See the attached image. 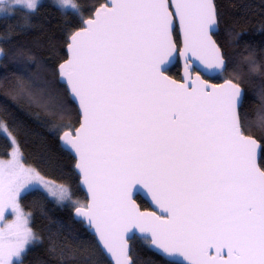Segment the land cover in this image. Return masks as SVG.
I'll return each instance as SVG.
<instances>
[{
    "label": "snow or ice",
    "instance_id": "1",
    "mask_svg": "<svg viewBox=\"0 0 264 264\" xmlns=\"http://www.w3.org/2000/svg\"><path fill=\"white\" fill-rule=\"evenodd\" d=\"M55 4L79 24L67 35V59L58 67L78 107V127H56L87 199L25 167L0 120V134L14 146L11 159L0 160V264H22L29 246L41 243L19 203L33 192L71 210L96 237L106 264H134L129 242L137 240L165 264H264V146L248 134L240 85L211 84L200 75L228 71L213 39L220 24L215 0ZM37 6L38 0H0V14H34ZM177 26L182 49L172 36ZM0 56L8 58L2 48ZM181 59L183 82L167 74ZM246 59L250 71L261 70L253 53ZM17 88L25 93L23 80ZM258 98L264 100V89ZM55 110L62 115L66 107ZM256 119L264 131V110ZM141 195L157 210L141 211ZM6 212L15 219L5 221Z\"/></svg>",
    "mask_w": 264,
    "mask_h": 264
},
{
    "label": "trees",
    "instance_id": "2",
    "mask_svg": "<svg viewBox=\"0 0 264 264\" xmlns=\"http://www.w3.org/2000/svg\"><path fill=\"white\" fill-rule=\"evenodd\" d=\"M76 1L81 7L104 2ZM215 2L220 13L215 38L227 59L228 71L212 80L219 83L231 79L244 88L247 98L242 112L249 117L248 134L264 146V131L257 127L256 119L257 112L264 110V100L258 98L264 89V0ZM78 27L76 18L63 14L50 0L39 4L34 14L21 9L6 19L0 18V48L8 56L0 57V120L6 122L16 138L24 164L48 179L70 186L76 197L84 201L85 192L77 188L79 177L72 175L75 160L61 148V132L56 127L69 122L78 126L80 118L66 86L58 78V65L67 58V35ZM176 40L179 44L178 35ZM249 53L260 62L259 72L250 71L246 59ZM168 73L180 79V64L176 63ZM20 80L25 93L17 88ZM60 104L66 107L62 115L55 110ZM11 150L10 139L0 134V160L8 158ZM137 201L143 209L150 208L141 197ZM19 203L31 214V228L41 240L22 254V264H106L95 237L73 220L71 210H61L37 192L22 195ZM131 250L134 264H165L164 258L138 240L131 241Z\"/></svg>",
    "mask_w": 264,
    "mask_h": 264
},
{
    "label": "water",
    "instance_id": "3",
    "mask_svg": "<svg viewBox=\"0 0 264 264\" xmlns=\"http://www.w3.org/2000/svg\"><path fill=\"white\" fill-rule=\"evenodd\" d=\"M169 3L171 4L172 3V0H169ZM216 3V2H215ZM175 23V22H174ZM218 31H219V29H218ZM218 32H216V33H214L213 34V39L214 40H216V38H215V35L217 34ZM178 35V38H179V44H178V48H181L182 49V47H183V34H182V32L179 30V27L177 26V27H175L174 28V30H173V33H172V36H173V40L174 41H177L176 40V36ZM216 42H217V40H216ZM217 44H218V42H217ZM219 45V44H218ZM222 50V49H221ZM222 52H223V50H222ZM223 54H224V52H223ZM224 57H225V55H224ZM67 59V58H66ZM225 61H226V64H227V59H226V57H225ZM64 62V60L61 62V63H63ZM60 63V64H61ZM176 63H179L180 64V66H181V78L180 79H176V78H174V77H172L169 73H167L172 79H174V80H177V81H180V82H183V80H182V77H183V60L181 59V60H179V61H177V62H174L173 64H171V65H169V69H171ZM58 67H59V65H58ZM200 75L202 76V78H204V79H208L209 80V83H211V84H224L225 83V81L226 80H228V79H225V80H223V81H221V82H219V83H216V82H214L213 80H212V78H209V76L208 75H206L204 72H201L200 73ZM217 76H219V75H217ZM214 77H216V76H214ZM213 77V78H214ZM58 78H59V81L62 83V84H64V82L61 80V78H60V76H59V71H58ZM234 83H237V82H235V81H233ZM65 85V84H64ZM66 86V85H65ZM240 87H241V89H242V91H244L245 92V90H244V88L240 85ZM76 105V104H75ZM76 107H77V105H76ZM77 109H78V107H77ZM78 112H79V110H78ZM78 127V126H77ZM61 135V134H60ZM254 138H256V137H254ZM257 139V138H256ZM258 140V139H257ZM259 141V140H258ZM59 142H60V139H59ZM60 144H61V142H60ZM143 200H145L148 204H149V206H150V208H146V209H143L141 206H140V208H141V211H156L157 209H156V207H155V205L154 204H152L151 203V201H150V198L149 197H145V196H143V195H141L140 196ZM136 202H137V204L138 205H140L139 204V202L137 201V199H136ZM89 231V230H88ZM90 232V231H89ZM91 233V232H90ZM92 234V233H91ZM93 235V234H92ZM94 236V235H93ZM95 237V236H94ZM95 239H96V237H95ZM129 245H130V256H131V258H132V255H131V252H132V250H131V241L129 242ZM132 260H133V258H132ZM113 264H114V262H113Z\"/></svg>",
    "mask_w": 264,
    "mask_h": 264
},
{
    "label": "rangeland",
    "instance_id": "4",
    "mask_svg": "<svg viewBox=\"0 0 264 264\" xmlns=\"http://www.w3.org/2000/svg\"><path fill=\"white\" fill-rule=\"evenodd\" d=\"M44 0H38V5L41 3V2H43ZM51 2H53L54 4H55V0H51ZM73 2H75V3H77V1L76 0H73ZM56 5V4H55ZM38 7V6H37ZM3 15L2 14H0V18L2 17ZM1 57V56H0ZM12 136H13V134H12ZM14 137V136H13ZM15 141H16V144L18 145V143H17V140H16V138H15ZM19 147V146H18ZM13 150H14V146H13V144H12V150H11V152H10V154H9V157L8 158H6V159H3V160H9V159H11V153L13 152ZM20 159H21V162L24 164V161H23V157H22V155L20 154ZM25 165V167H32V166H29V165H26V164H24ZM32 168H34V167H32ZM46 178V177H45ZM46 179H48V178H46ZM48 180H51V179H48ZM53 181V180H52ZM55 182V181H54ZM57 183V182H56ZM60 184V183H59ZM22 195H24V194H22ZM21 195V196H22ZM21 198V197H20ZM25 211V210H24ZM26 213H29V212H27V211H25ZM15 219V217H14V215H11V214H9L8 212H6L5 213V221H7V222H11L12 220H14ZM3 225V222H0V226H2ZM29 225H30V227H31V219H30V221H29ZM34 232V231H33ZM35 233V232H34ZM31 246V245H30ZM29 246V247H30Z\"/></svg>",
    "mask_w": 264,
    "mask_h": 264
},
{
    "label": "flooded vegetation",
    "instance_id": "5",
    "mask_svg": "<svg viewBox=\"0 0 264 264\" xmlns=\"http://www.w3.org/2000/svg\"><path fill=\"white\" fill-rule=\"evenodd\" d=\"M44 1H45V0H44ZM44 1H43V2H44ZM46 1H47V0H46ZM50 1H51V0H50ZM41 3H42V2H41ZM41 3H40V4H41ZM38 6H39V5H38Z\"/></svg>",
    "mask_w": 264,
    "mask_h": 264
}]
</instances>
